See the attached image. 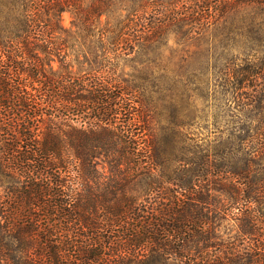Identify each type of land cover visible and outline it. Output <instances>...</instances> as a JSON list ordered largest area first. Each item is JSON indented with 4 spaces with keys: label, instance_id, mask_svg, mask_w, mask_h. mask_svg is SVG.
Segmentation results:
<instances>
[{
    "label": "trees",
    "instance_id": "trees-1",
    "mask_svg": "<svg viewBox=\"0 0 264 264\" xmlns=\"http://www.w3.org/2000/svg\"><path fill=\"white\" fill-rule=\"evenodd\" d=\"M8 2L0 103L16 111L13 144L4 147L31 174L11 203L25 219L34 218L29 207L41 223L59 215L66 228L56 244L37 242L2 209L0 264H264V0ZM170 36L182 49L177 68L157 76ZM200 40L207 55L193 58L185 47ZM169 86L186 105L164 94L174 117L164 120L152 93ZM212 106L217 139L180 130L207 128ZM44 115L41 138L32 139L26 122ZM227 216L237 235L251 237L244 258V249L218 250L214 230Z\"/></svg>",
    "mask_w": 264,
    "mask_h": 264
},
{
    "label": "rangeland",
    "instance_id": "rangeland-1",
    "mask_svg": "<svg viewBox=\"0 0 264 264\" xmlns=\"http://www.w3.org/2000/svg\"><path fill=\"white\" fill-rule=\"evenodd\" d=\"M10 4L8 2V0H0V16H10L11 14V8H10ZM8 16V17H9ZM70 14L69 12H63L61 15V21L62 24L65 26H69L70 25ZM235 44L238 45V47L241 46L240 41L235 40L234 41ZM206 41L205 40H200V41H196L192 44L187 45L188 51H190L192 53L193 58L197 57L198 55H207L206 52ZM170 51H175L174 55L171 56ZM177 52H182L181 49V45H178L175 41V39L170 36L168 37V41L166 43V46H164L162 48V57L159 59V66L157 68H155V75L159 76L158 74L160 73H164V72H168L169 76H172L173 74H175V69L177 68V65H175V63L178 61V54ZM219 53V50H216L215 52H208V57H211V54L213 55L212 57H216ZM70 58V57H69ZM73 60V57L70 58V60ZM59 60L60 57H51V67L52 70L54 69H59ZM195 61V59H194ZM78 65L73 64L72 69L73 70H77ZM132 69L130 68V66L127 64V66L124 67V77L128 78L129 75L127 73H129ZM181 89L177 88V87H173V86H169L165 89H160L157 91H154L152 94L154 96V99L158 105V107L163 109V113L161 114V117H163L162 119L167 120V119H174V117L172 116V112H171V107L167 104L164 103L162 101H164L166 99V97L164 96L168 94V96H170V100L172 102V104L175 105H186L185 104V100H184V95L180 93ZM139 92V90H138ZM167 93V94H166ZM214 98H210V105L214 104ZM9 105H12L11 101L9 102H1L0 103V165H2L3 167V171H0V211H2V209H5V211L7 213H12L13 211V216L15 217V221L19 222L21 224H24L25 227L27 229L32 228L34 229L33 231V235H38L37 237V242H44L46 239L48 241H53L55 244L56 242H58L59 238H62V229L66 228V225L63 224L62 222H60V216L57 215L55 216L54 219L51 220H44L42 223L40 222V220H38L36 218V216L38 215V213H42L41 211H39L36 207L30 208L29 209H25L27 211H29V213L31 212L32 216H34V218H31L29 216V218L25 219L26 212L24 211V209H22L23 207L19 206L16 207L15 203H11L12 199L14 200L15 195L12 193V191L14 192V190H17V197L22 194V192L24 191H28V178L31 177L30 173H27L26 171L28 170H24V168L22 169V167H20V165H14V163L12 162V156H11V151L7 150L9 147L12 146L13 144V140L11 139V134L14 133V128L12 129L11 127H13L15 124L13 122H15V116H13L12 112L16 111L15 108H10ZM163 105H166V108L168 109H164ZM186 109V106H185ZM160 110V109H159ZM6 111H10V113H7ZM43 111L47 114H49L50 112H54V110L49 106V104H45L43 106ZM216 112L215 107H209L208 108V127L206 128H186L185 126H182L180 128V130L184 131V132H189V136L195 137L196 139H198L199 141H204L207 139H217V136L219 135V132L216 129V125H213V114ZM57 115V114H55ZM47 116H41L40 118L37 119H30L26 122V124L28 126L31 125V127H33V130L30 128L29 130L26 129L25 132H29L32 135V139L35 140H39L41 138V135L44 131V121L46 119ZM179 119H184L183 116L178 117ZM201 125V124H200ZM11 126V127H10ZM19 144L21 142L17 141ZM30 142H26L23 143L22 145L25 147L28 146ZM32 143V142H31ZM7 147V149H5V147ZM95 168L96 171L100 174L101 177H106L107 176V168L106 165L104 164V162H102V159L99 158H95ZM28 164V162H26ZM8 165L10 168H6L5 166ZM26 174V176H25ZM29 175V176H28ZM38 177L37 179L34 180L37 181L35 183H42V184H46V179H44V176H41L40 174H37ZM32 179V178H31ZM30 181V180H29ZM134 192V191H133ZM137 193V192H136ZM16 207V210H15ZM34 213V214H33ZM24 214V215H23ZM30 214V215H31ZM223 213H220V215H222ZM28 215V214H27ZM1 212H0V219L2 221L1 218ZM232 216H227V220L223 221L225 222L224 225H219L216 227V229L214 230V233L216 234V236L220 237L221 241H222V245L219 246L218 250L222 251V250H226L230 247H235L237 249H244L243 253L239 254L238 256L241 258L245 257V249L248 248H252V240L251 237H249L248 235H237L236 234V230H237V226L233 225V220L231 219ZM57 219V220H56ZM262 224H264V219L262 221ZM44 227H46L48 233H44V231L46 232V230H43ZM49 232H51V235L49 238H46L45 234H49ZM264 232V225H263V231ZM262 233H260L262 235ZM264 235V233H263ZM25 240L28 241V236H24ZM27 238V239H26ZM38 248V246L35 248Z\"/></svg>",
    "mask_w": 264,
    "mask_h": 264
}]
</instances>
